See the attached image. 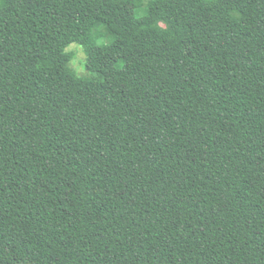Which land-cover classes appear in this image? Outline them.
<instances>
[{
  "label": "trees",
  "instance_id": "obj_1",
  "mask_svg": "<svg viewBox=\"0 0 264 264\" xmlns=\"http://www.w3.org/2000/svg\"><path fill=\"white\" fill-rule=\"evenodd\" d=\"M0 264H264V0H0Z\"/></svg>",
  "mask_w": 264,
  "mask_h": 264
},
{
  "label": "rangeland",
  "instance_id": "obj_2",
  "mask_svg": "<svg viewBox=\"0 0 264 264\" xmlns=\"http://www.w3.org/2000/svg\"><path fill=\"white\" fill-rule=\"evenodd\" d=\"M127 9L128 12L130 14H140L144 11V9L141 10H137L135 4L133 2H129L127 5ZM166 28H168L171 32H173L174 34H176L178 37H181V32L179 31V29L174 26L173 24H165L164 25ZM97 30V29H96ZM97 33L100 35L101 40H106L107 39V35L104 34V30H97ZM67 51H71L73 53V58L71 61V67L75 70V72L79 75V76H87L88 75V71L85 65V52L83 50V48L81 46H79L78 44H71L68 48Z\"/></svg>",
  "mask_w": 264,
  "mask_h": 264
}]
</instances>
